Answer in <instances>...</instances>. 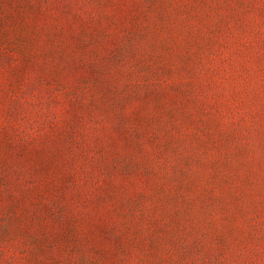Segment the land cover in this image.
Instances as JSON below:
<instances>
[{"label": "rangeland", "instance_id": "374dc122", "mask_svg": "<svg viewBox=\"0 0 264 264\" xmlns=\"http://www.w3.org/2000/svg\"><path fill=\"white\" fill-rule=\"evenodd\" d=\"M0 264H264V0H0Z\"/></svg>", "mask_w": 264, "mask_h": 264}]
</instances>
